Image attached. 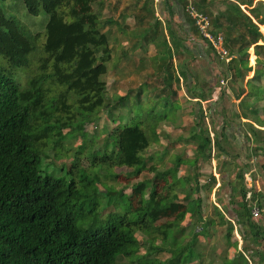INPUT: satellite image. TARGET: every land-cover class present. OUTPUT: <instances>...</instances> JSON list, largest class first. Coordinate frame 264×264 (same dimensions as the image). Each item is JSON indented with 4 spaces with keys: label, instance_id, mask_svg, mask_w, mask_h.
Segmentation results:
<instances>
[{
    "label": "trees",
    "instance_id": "obj_1",
    "mask_svg": "<svg viewBox=\"0 0 264 264\" xmlns=\"http://www.w3.org/2000/svg\"><path fill=\"white\" fill-rule=\"evenodd\" d=\"M20 1L27 14L44 13L46 20L43 32H31L12 16L5 15L0 4V264H113L117 254L127 258L130 253L139 257L131 263L153 264L150 259L154 256L148 255L155 250L169 253L162 260L154 257L160 262L158 264H185L191 258L197 259V252L178 238L182 229L178 223L187 206L192 207L197 220H202L199 198L191 199L189 193L202 188L209 193L215 179L210 175V182L198 185L196 173L193 176L180 174L178 167L187 162L188 166L197 168L200 161L209 157L212 146L223 151L220 140L227 139L223 131L228 124L222 125L218 139L214 133L211 137L201 123L199 102L210 98L212 87L203 91L190 70L195 57L190 44L195 46L193 40L197 39L204 44L199 47L197 44V48L205 57L216 54L186 12L187 2L175 0L182 19L178 18L180 21L173 29L172 5L168 0H161L165 12L164 27L171 39L168 44L164 35L156 31L161 21L154 13L152 0H141L139 22L148 17L151 23L146 20L142 23L143 29L131 33L140 36L137 46H143L142 39L154 46L163 45V55L153 56L157 60L155 72L160 83L146 89L155 97L150 105L141 103L140 99L144 80L133 94L131 104L127 103L130 90L123 95L114 94L112 99L116 106L133 107L134 115L115 123L106 131L102 145L96 146L86 139L84 127L97 110L110 109L104 94L106 83L101 76L106 73L108 62L115 64L117 61L114 55L112 59L110 57L114 34L110 29L97 26L104 1ZM215 1L222 7L213 6ZM190 4L197 13L208 18L211 34H222L223 46L232 55L230 65L220 73L221 77H229L231 82L240 81L252 70L244 83L246 92L238 100V107L248 108L252 115L240 112L241 117L252 121H242L248 133L242 135L245 140L255 143L253 153L262 157L264 169V139L256 138L260 131L257 127L264 126V117L260 118L254 107L255 102L264 101V86L258 83L264 75L261 59L264 43H257L261 38L257 24L264 26V15L255 5L249 7L251 1L245 0H191ZM242 4L248 8V13L242 10ZM118 15L124 19L129 14L124 15L121 11ZM250 47L255 56L252 69L247 61ZM181 52L184 58L178 63V72L173 73V54L180 55ZM16 67H24L17 73L22 85L12 75ZM179 79L188 97L196 99L197 108L192 110L193 126L188 138L184 139L194 143V157L185 159L176 155L167 167L157 162L147 163L150 157L142 153L156 141L158 122L172 120L175 97L180 90ZM242 92L243 88L238 87L234 97L238 98ZM234 115L238 116L236 112ZM77 132H81L80 139L72 144ZM47 151H52L57 158H69L67 163L53 168L60 174L42 168ZM121 167L127 171L114 170ZM142 172L151 175L139 179ZM242 176L241 169L236 173L238 190L231 187L232 192L239 195L236 207L230 209L232 220L237 226L244 225L257 240L264 235V213L259 222L253 221L252 204L259 214L261 205L257 193L246 198ZM109 181L122 183L121 187L116 188ZM126 187L129 188L127 193L123 192ZM93 195L104 198V207H107L104 224L100 226L95 224L97 217L88 224L82 223L98 205L99 201ZM254 199L256 201L252 202ZM213 208L221 215L216 207ZM131 214L133 217L129 216ZM161 219L163 222L156 223ZM77 220L79 224H76ZM200 223L198 230H192L193 239L197 234H204L211 221ZM231 229L229 224L225 233L227 238ZM138 230L149 235L147 248L141 254L137 253L139 243L134 235ZM151 233L159 235L162 246L152 245L154 236ZM241 233L246 235L244 230ZM255 253L264 261V249L261 255L259 251ZM241 264H247L243 257Z\"/></svg>",
    "mask_w": 264,
    "mask_h": 264
},
{
    "label": "rangeland",
    "instance_id": "obj_2",
    "mask_svg": "<svg viewBox=\"0 0 264 264\" xmlns=\"http://www.w3.org/2000/svg\"><path fill=\"white\" fill-rule=\"evenodd\" d=\"M103 1L104 4L96 20L97 26L103 30L110 29L111 33L114 34V38L110 42V45H112L110 57L112 59V55H114L117 61L115 64L108 62L106 64V73L101 76L102 80L106 83L104 94L109 101L108 106H110V109L100 108L97 110L84 127L83 133L86 139L89 141L92 140L93 143L97 144L96 146L102 145L106 131L111 129L112 126H115V123H121L125 121L126 117L134 115L135 111H133V107L116 106L114 99H112L114 94L123 95L130 90L127 103L131 104L133 103V94L144 80L145 86L143 85V91L140 95L141 103L150 105L155 99L154 94H148L146 89H148L151 84L156 85L160 83V79H158L159 76H157L155 72L157 60L154 59L153 56H162L164 51L163 45L154 46L150 42L145 43L144 39H142L143 46H137V40L140 36H134L131 33L133 30H135L134 32H138L143 29L145 26L142 25V23L144 24L146 20L151 23L148 17H144L143 21L139 22L138 16L142 14L139 9L141 0H137V2L136 0H118L117 2H115L116 0ZM245 1H251L249 7L255 5L259 8L261 15H264V0ZM168 3L172 5V11L175 14V16H172V26L173 29H176V23L182 19L181 12L175 0H168ZM0 4L5 15L12 16L18 22L24 24L31 32H43L46 20V15L44 13H39L36 16L27 14L20 0H5L0 1ZM152 4L155 8L154 13L156 17L161 21L156 27V31L157 33H162L168 44H171V39L163 23L165 12L162 9V2L161 0H152ZM213 6L217 8L222 7L221 3L218 1H215ZM240 7L245 13L249 12L245 5L242 4ZM121 11L124 12V15L129 14L128 17L124 19L119 17L118 13ZM107 19L111 22H108ZM252 21L257 23L255 19H252ZM257 28L261 33V38L257 43H264V26L257 24ZM122 29L124 32H122ZM148 29L153 30L152 28ZM149 34L148 31L147 35ZM193 41H195V46H193V44H190V46L195 57L190 63V70L194 73V77H196L198 85L203 91L210 86L212 87L210 98L199 102V108L202 110L201 123L203 127L207 129L211 137L216 135L218 139L220 137L219 133L222 125L226 122L228 126L223 131L226 133L227 139L224 141L222 139L220 140V144L224 149L223 151L217 150L212 146L209 157L200 161L197 168L188 166L189 164L187 162L181 163L178 167L180 174L188 173L193 176L196 173L198 185H204L210 182V175L215 179L209 193L204 191V188L197 192L189 193L191 199L197 196L199 198V214L202 220H197L196 216L193 214L192 207L187 206L184 216L178 223V227L182 228L181 232L178 233V238H182L181 243L190 245V248L198 254L197 259L191 258L192 260L185 264H241L242 257L246 259L247 264H264V261L255 253L259 251L261 255L263 252L264 235L254 240L252 235L247 232V228L244 225H236L232 220L233 212L230 210L236 207L235 202L239 199V195L236 192H234V194L231 187H233L235 191L238 190L236 173L242 169L246 198L251 196L252 193H257L256 197L261 205L262 212L260 214L258 212V215L253 217V221L259 222L261 217L263 218L262 213H264V169L261 167L262 157L257 153H253L252 148L255 146V143L253 141L251 142L250 139L249 141L245 140L242 135L243 133H247L245 132L247 126H245L242 121H252L241 117L240 112L244 111L245 115L250 116V111L248 108L238 107V100L246 92L244 83L246 79L252 75V70L246 72L240 81L235 79L231 82L229 81V77L222 78L220 73L226 70V67L230 65L229 63L231 62L232 55L226 53L224 57H220L214 52L216 54L215 56L208 55V57H205V55L198 50L199 48H197V44L198 47L200 45L204 46V44L201 41H197V39ZM254 57L252 47H250L247 51V61L251 69L254 67ZM183 58L184 53L182 52L180 55L176 53L173 54V73L178 72V63H182ZM261 59L264 61V53L261 55ZM137 68L141 70L137 71ZM23 70L24 67H16L12 72V75L15 76L21 85L23 81L17 77V73ZM172 83L177 85L175 81H172ZM258 83L264 86V75L258 79ZM178 85L180 90L178 89L175 97V112L171 115L172 120L163 119L158 122L156 128V141L150 143L142 153L145 157H150L147 163H150V161L157 162L162 167H167L172 164L176 155H180L185 159L194 157V143L191 140L186 141L184 139L188 138L190 128L193 126L192 121L194 119V114L192 110L197 108L196 99L188 97L181 79H179ZM238 87L243 88V92L238 98H235L234 92ZM172 98L173 97H171V99ZM111 104L115 106L111 107ZM263 104V100L254 103L256 113L260 118L264 117V113L262 112ZM234 112H236L238 116L234 115ZM249 119L253 120L251 117H249ZM257 128L260 129V131L256 134V138H259V141L263 140L264 126H258ZM75 134L77 136L72 144H76L79 141L81 132ZM47 154L48 156L44 160L42 168L48 172L52 170L55 175L60 174V172L55 171L53 168H58L61 163H67L69 158H57L53 156L52 151H47ZM114 170L119 173L127 171L124 167L114 168ZM145 175H147V173L142 172L138 178L141 179ZM109 182L113 183V181ZM121 184L122 183H113L116 188L121 187ZM123 192H129V188L126 187L123 189ZM178 196L180 197L181 195L178 194ZM94 197L99 201L98 205L87 214L82 223L85 222L88 224L94 217H97V222L95 224L96 226H100L104 224L105 209L107 207H104V198H101L100 195H93V198ZM254 201L256 200H252V202ZM213 207H216L221 215H217V210ZM252 207H255L254 204H252ZM94 212H96V214H94ZM129 216L133 217V214ZM256 217L259 218L256 220ZM208 220H210L211 223L205 227L206 232L204 234H197L193 239L191 235L193 228L198 230L201 224L200 222ZM78 222L79 220H77L76 224H79ZM161 222H163V219L158 220L156 223ZM229 224L232 229L227 238L225 233ZM240 230H244L246 235H242ZM134 235L139 243L137 253L141 254L147 248V238H149V235L139 230L135 231ZM152 235L154 236L152 245L154 247L162 246L159 235L151 233V236ZM169 242L171 241L169 240ZM171 245L175 246L172 243ZM237 252H241L240 255L242 256L235 255ZM148 256H154L162 260L168 257L169 253L167 251L155 250ZM154 257L150 259L151 262H153V264L160 263L156 261ZM136 258L138 259L139 257L134 253H130L127 258L124 256L119 257V254H117L113 264H134L130 261ZM231 261H233V263H231Z\"/></svg>",
    "mask_w": 264,
    "mask_h": 264
},
{
    "label": "built area",
    "instance_id": "obj_3",
    "mask_svg": "<svg viewBox=\"0 0 264 264\" xmlns=\"http://www.w3.org/2000/svg\"><path fill=\"white\" fill-rule=\"evenodd\" d=\"M187 2L185 10L194 19L195 24L197 25L199 33L205 37L215 50V52L220 56L224 57L227 53L226 48L223 46V39L220 33L211 34L208 30V18L201 14L197 13L191 6V0H185ZM258 209L256 207L251 208V216L255 217L258 215Z\"/></svg>",
    "mask_w": 264,
    "mask_h": 264
}]
</instances>
